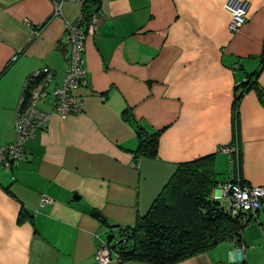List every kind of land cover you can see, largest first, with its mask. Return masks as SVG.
<instances>
[{"label":"crops","instance_id":"obj_1","mask_svg":"<svg viewBox=\"0 0 264 264\" xmlns=\"http://www.w3.org/2000/svg\"><path fill=\"white\" fill-rule=\"evenodd\" d=\"M227 1L99 0L85 41L88 82L75 90L82 111L62 117L51 94L42 98L48 125L0 166V264H96L99 246L148 212L177 165L202 156L216 154L220 182L264 187V99L252 88L234 114L248 76L264 93V0H240L248 10L235 32ZM80 15L73 2L54 16V0H0V147L15 138L31 73L48 66L50 91L61 84L65 24ZM138 126L159 132L156 157L136 155ZM228 145L238 164L220 152ZM240 249L223 243L178 264H247ZM110 264L150 263L112 248Z\"/></svg>","mask_w":264,"mask_h":264},{"label":"trees","instance_id":"obj_2","mask_svg":"<svg viewBox=\"0 0 264 264\" xmlns=\"http://www.w3.org/2000/svg\"><path fill=\"white\" fill-rule=\"evenodd\" d=\"M98 11L99 0H86L82 9L85 19ZM255 78V74L248 76L239 87L235 115L241 96L248 90L254 88L264 99ZM138 138L136 155L156 157L159 132L148 133L138 126ZM238 154L237 150L230 155L237 164ZM218 175L215 153L179 163L148 212L134 224L120 227L117 241L109 244L110 248L117 250L125 261L178 264L224 241H239L254 213L239 209L233 212L226 199L213 197L218 185L227 182H220ZM237 179L243 182L239 176L228 181Z\"/></svg>","mask_w":264,"mask_h":264},{"label":"built area","instance_id":"obj_3","mask_svg":"<svg viewBox=\"0 0 264 264\" xmlns=\"http://www.w3.org/2000/svg\"><path fill=\"white\" fill-rule=\"evenodd\" d=\"M65 2H73L81 9V15L76 22H66V44L69 48L68 64L65 76L59 86L50 91V84L54 77V70L48 66H42L34 70L26 80L17 106L15 121V138L11 143L0 147V166L9 167L12 161L21 159L24 155V148L27 141L35 137L38 130L44 129L52 116L57 113L67 117L82 111V104L78 100L75 90L86 85L88 74L85 67L84 53L85 41L88 34L95 33L100 22L99 11L89 19L82 14L86 0H54V16H62V6ZM226 8L231 12L230 30L237 31L246 22L248 3L240 0H228ZM16 59V56L13 58ZM39 79V86L29 96L33 81ZM49 94L54 99L53 112H43L36 105ZM221 152L233 154L237 152L236 146H223ZM218 193L213 192L216 199H226L233 209L248 212H257L264 200V187L247 185L237 181H227L218 185ZM49 201L43 196L42 202ZM110 243H104L96 250V264H110L112 259V248ZM120 258V255L118 254Z\"/></svg>","mask_w":264,"mask_h":264},{"label":"rangeland","instance_id":"obj_4","mask_svg":"<svg viewBox=\"0 0 264 264\" xmlns=\"http://www.w3.org/2000/svg\"><path fill=\"white\" fill-rule=\"evenodd\" d=\"M223 175L220 172L217 176L218 180H223ZM227 208L230 209L228 204ZM232 211L237 212V209H232ZM223 243H235L240 246V250H242L240 255L242 258L244 257L247 264H264V200L260 209L253 214L252 220L242 231L241 239L239 241L227 240L220 245ZM228 261H231L230 258Z\"/></svg>","mask_w":264,"mask_h":264},{"label":"water","instance_id":"obj_5","mask_svg":"<svg viewBox=\"0 0 264 264\" xmlns=\"http://www.w3.org/2000/svg\"><path fill=\"white\" fill-rule=\"evenodd\" d=\"M13 163H14V161L11 162V164H13ZM93 214H94V216H96V217H98V218H102V216H101V214H100L99 212H94ZM113 238H114V235H111V236L109 237L107 243H110V242L113 240Z\"/></svg>","mask_w":264,"mask_h":264}]
</instances>
